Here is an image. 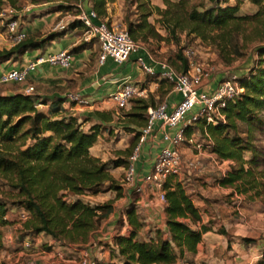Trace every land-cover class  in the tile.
Listing matches in <instances>:
<instances>
[{
	"label": "trees",
	"instance_id": "obj_1",
	"mask_svg": "<svg viewBox=\"0 0 264 264\" xmlns=\"http://www.w3.org/2000/svg\"><path fill=\"white\" fill-rule=\"evenodd\" d=\"M5 1L15 6L16 0H0V10ZM91 1L98 16L106 15V0ZM124 1L126 5H135V11L130 10L123 20L130 36L138 42L150 37L179 41V32L185 31L214 44L225 63H231L241 55L248 44L256 43L259 58L249 70L238 75L244 89L222 107L225 120L205 123L199 119L193 126L203 135L206 131L211 138L210 151L229 161V167L218 179L221 185L234 186L241 193L251 189L257 195L264 192V178L261 179L264 168L257 172L254 169L258 148L252 140L256 130L264 124V0H250L257 5L252 13L238 12L240 0L234 3L229 0H163V7L150 0ZM153 13L160 16L166 35L149 20ZM78 24L82 22L75 18L62 30L49 33L42 39L27 36L17 44L0 47V63L18 60L28 49L41 48ZM82 47L78 45L72 50ZM182 48L177 53L180 65L176 68L184 72L188 63ZM145 97L137 98L129 112L128 121L139 126L145 124L147 108L153 105ZM62 101V97H55L43 109L36 104L47 101L39 99L37 93L0 92V176L16 190L12 203L30 213L23 227L33 233L48 234L59 245L79 246L91 241L93 232L113 210L111 199L91 202L82 196L97 192L100 186L108 184L107 189H118V197L121 188L113 184L109 160L90 151L98 134L109 127L94 122L84 129L76 115L61 112ZM93 114L105 121L112 119L111 115L105 116L99 110H94ZM192 128L188 125L185 132ZM132 130L133 140L118 149V153L124 156L114 159L113 165L127 163L140 133L135 128ZM245 150L252 152L251 158H245ZM171 178L164 182L165 234L157 230L154 238H141L139 230L144 222L136 208L130 204L124 211L130 228L127 233H115L114 246L110 248L111 254L120 256L121 264H173L195 252L207 226L195 228L185 220H200V209L182 182ZM8 210V202L0 199V249L4 246L5 234L1 227L9 222L5 217ZM244 239L252 240L249 237ZM106 264L117 263L108 261ZM252 264H264V248Z\"/></svg>",
	"mask_w": 264,
	"mask_h": 264
},
{
	"label": "crops",
	"instance_id": "obj_2",
	"mask_svg": "<svg viewBox=\"0 0 264 264\" xmlns=\"http://www.w3.org/2000/svg\"><path fill=\"white\" fill-rule=\"evenodd\" d=\"M20 1L22 0H16L15 5H19ZM77 1H81L83 7L87 11L93 9L91 0ZM25 2L22 3L21 7H14L20 10L21 25L27 30V36L42 39L49 33L62 30L55 27L58 22H64L66 25L69 23L68 16H70V13H68V9L64 7L65 4L68 3L66 0H41L36 3ZM115 2H117V5H120L124 3V0H106V15L96 16L93 19L98 21L102 17H110L112 15L110 5L113 6ZM74 3L77 5V2ZM229 3L234 2L229 0ZM157 4L159 6L161 5L159 2H157ZM4 5L7 6L9 3L5 1ZM2 28V21L0 19V31ZM84 28L83 24L70 27L46 42L41 48H37V51H35L33 55L23 53L19 61L5 60L1 62L0 70L12 65H21L24 60L32 58L38 54L54 52L62 48L72 50L75 46L83 45L84 47L81 49L72 50L73 59L69 67L63 68L43 62L34 70L30 71L26 83L34 84L39 99H45L47 101L46 103L41 104V108L46 109L49 101L53 100L55 97H62L63 101L60 103L62 108L61 112L64 114L76 115L78 120L81 121V126L84 129L88 128L91 123L102 122L106 126L111 124L117 125L118 131L124 125L121 124L119 126L118 124V122H120L119 118L122 117V115L112 101L107 98L119 83L126 78H131L136 82L144 81V74L146 72L139 64V58L141 57L146 64L152 65L156 71V76L150 74L152 79L142 85L145 89V95H147L148 92L155 95L154 91L156 89V94L158 92H163V95L158 102H165L167 109H172L173 105L180 99L181 95L175 90L173 83L161 74L162 68L159 61L152 56L143 44L140 43L139 47L132 51L129 58L123 62L119 63L111 56H107L101 62L98 60L99 44L97 41L89 44L91 40L84 39ZM3 46L8 47L9 45L3 38V34L0 32V47ZM93 51L96 52L93 53ZM224 73L225 72L221 70L212 73L205 89L211 90L214 88ZM155 77L162 79L161 82L164 85H159L158 81L154 79ZM10 84H14L15 88L1 86L0 92L11 93L14 91H21V83ZM67 91H79L89 100V104L81 105L69 102L65 98ZM94 110L101 111L105 116L111 115L112 119L109 121L102 120L101 116L93 114ZM189 114L190 112H188L182 122L175 126L164 125L160 120L155 122L153 129L147 134L143 141L136 159L135 165L139 175L146 174L151 170L155 155L162 146L168 144V141L164 139V134L167 133L172 135L179 127L185 124V120ZM130 125L137 130H140L142 127L132 122H130ZM193 125L194 124H191L192 127H194ZM109 131L110 129H107V131L102 130L98 134L97 139L90 147L91 153L100 156L101 150H98L99 147L102 148L105 144L113 141L114 138L107 133ZM131 133L133 134L134 131H131ZM195 134L196 132L192 128L190 132L186 133V137ZM127 135L128 133L126 132L125 136L127 137ZM121 139H123V137H121ZM184 141L185 142L180 144V148L185 158H189L194 155L192 154L194 149L189 142H186V140ZM115 143H120V140L115 141ZM201 154L208 155L207 157L213 159V153L210 151H203ZM184 170L188 169L184 167L182 172L171 180H179L184 183L182 180L185 175ZM128 186V194L124 193L126 199L136 204V206H142L145 209L144 214L139 215L140 220L144 222L139 230V236L144 239L154 238L157 230H161L165 234L166 223L164 202L159 199L158 193L154 190V187L146 186L142 191H136L133 186ZM184 186L186 188V185ZM220 188L226 191L224 186L220 185ZM186 190L191 194L193 202L200 207L201 218L195 222H192L189 218H185V220L190 222L195 228H201V225H205L207 226V229L202 232L201 239L197 242L195 252L188 253L187 259L179 258L173 264H252L259 258L261 250L264 248V240L248 241L244 239L245 237H253L246 228L249 226L246 218L230 217V213L226 214V210H230L231 206L218 196H215L213 199H208L209 203L206 204L202 197H198L195 192L188 191L187 188ZM131 192L135 194V198L129 196ZM215 202L223 207V212L217 213V217H213V214L211 213L207 214L203 211V207H201V205L207 207L211 204L215 208ZM201 208L203 209L202 211ZM10 211L11 210L9 209L5 216L9 222L1 227L5 233L9 231L10 227H22L20 222L17 220L13 221L14 217L10 214ZM119 215L120 206L115 207L113 212L109 213L108 217L105 218L99 228L95 230L98 232H93V235L96 233L99 236V239H107L111 242V246H114L113 235L117 232L127 233L130 228V224L127 222L125 215L122 214L124 218H118ZM40 239L41 243L47 242L48 245H51L50 249L41 250L40 264H80L79 259L83 249L79 246L59 245L50 235L40 232L33 234L32 247L37 245ZM13 242L14 240L9 243L14 246L12 244ZM14 247L17 248H14L12 252L5 256V260L9 264H16L17 262L23 261L25 259V254H27V250L22 249L21 244ZM61 247L64 249L66 248V250H61ZM100 247L102 249V246ZM100 253L106 257L107 262L114 261L117 264L122 263L120 256L110 253L107 254L105 249L101 250ZM55 255H57V257ZM60 261H62V263Z\"/></svg>",
	"mask_w": 264,
	"mask_h": 264
},
{
	"label": "built area",
	"instance_id": "obj_3",
	"mask_svg": "<svg viewBox=\"0 0 264 264\" xmlns=\"http://www.w3.org/2000/svg\"><path fill=\"white\" fill-rule=\"evenodd\" d=\"M77 6L79 10L75 17L85 27L83 31L84 39L91 40L94 37L99 44V61L102 62L107 56H111L115 61L123 62L129 58L132 51L139 47L140 43L130 36L126 25L122 22L107 16L95 21L93 18L98 15L94 9L87 11L81 1H77ZM0 19L4 25L0 32L9 46L17 44L27 37V30L21 25L20 10L18 8L11 5L1 8ZM65 26L64 22H58L55 27L63 29ZM182 53L188 63L187 70L184 72L177 71L169 64L159 61L162 68L161 74L173 83L175 90L181 95L180 99L173 105L171 110L167 109L165 102L148 106L146 122L139 130V137L128 156L124 168V181L127 185L133 186L136 191H142L146 186H152L162 202H165L164 182L166 179L169 177L173 179L182 172L184 167L188 170H201L203 163L199 160L197 154H201L206 150L210 151L208 147L211 145L212 140L206 131L203 139H197L194 135L186 137L185 128L199 119H203L205 123L225 120L222 107L229 99L238 96L244 89L239 83L237 74L226 75V73L214 88L211 90L205 89L212 73L209 74L208 70L205 69L191 46H184ZM72 59L73 53L67 48L38 54L24 60L21 65H12L0 70V84L21 83L20 88L23 93L35 94V85L26 83L30 71L43 62L67 68L71 65ZM139 64L146 73H156L154 67L146 64L141 57L139 58ZM136 95L145 96V89L133 79L126 78L108 95L107 99L111 100L117 109H120L125 108L131 98ZM65 98L69 102L81 105L89 104V100L79 91H67ZM36 105L41 106V103L37 102ZM188 112L190 114L186 118L185 124L172 135L164 134V139L168 141V144L162 146L155 155L151 170L146 174L139 175L135 165L136 159L143 141L153 129L155 122L160 120L164 125L175 126L184 120ZM184 140L191 144L195 152L189 158H185L180 148V144L185 142ZM210 152L213 153V158L218 157L213 151ZM29 215L27 209L19 207L16 214L17 221L24 222ZM13 240L14 235L11 231L4 234V242ZM21 245L24 249H29L32 247V240L24 239ZM79 260L80 264H96V261L90 258L87 249L82 250ZM16 264H40V260L35 256H30Z\"/></svg>",
	"mask_w": 264,
	"mask_h": 264
},
{
	"label": "rangeland",
	"instance_id": "obj_4",
	"mask_svg": "<svg viewBox=\"0 0 264 264\" xmlns=\"http://www.w3.org/2000/svg\"><path fill=\"white\" fill-rule=\"evenodd\" d=\"M26 1V2H25ZM41 0H22L20 1L19 5H15L16 7H21L22 3H36L40 2ZM68 3L65 4L64 7L68 9V13H70V16H68V21L71 22L74 20L75 14L78 12V6L74 3L77 2V0H66ZM152 3L161 4L160 6H165L163 0H150ZM235 2V0H232ZM64 4V3H63ZM239 13H252L255 9H257V5L251 2L250 0H240L239 2ZM112 15L110 16L111 19H116L123 24H125L123 18L130 10L135 11V5L130 4L126 5L125 1L123 4L117 5V2L113 4V6L110 5ZM160 16L156 13H153L149 16V20L155 25L156 29L163 35H166V30L164 29L163 25L161 24L159 20ZM4 25L2 24V27ZM96 41V39L93 37L91 41L92 43ZM143 44L148 51L152 54V56L157 59L160 62H165L169 64L173 69L179 71L176 68V65H180V60L177 57L178 51L183 46H191L195 53L196 57L203 63V66L206 70H208L209 74L214 73L216 71H224L226 75L230 74H237L241 75L242 73H245L251 66L255 63V61L259 58V55L256 52L255 45L256 43L248 44L247 47H245L242 50V54L239 56H236V58L231 63H225L219 56L217 48L214 46V44L210 43L208 40H202L200 37L195 36L194 34L190 33L187 34L185 31L179 32V41H175L173 39H159L155 37H150L146 41L139 42ZM97 46V44H96ZM37 48L28 49L24 53L28 55H33ZM96 51H93L95 53ZM264 58V55L262 56ZM19 61V59H18ZM152 79L150 74H144V81H135L139 86L144 85L147 81ZM158 81V84H163L161 81L162 79L154 78ZM158 85V86H159ZM164 85V84H163ZM1 86H8L11 88H15L14 84H0ZM157 86V88H158ZM17 87V86H16ZM157 89L154 91L155 95L151 92H148L145 96L136 95L131 98L128 105L125 108H120L118 111L121 113L122 117L119 118L118 124L119 126L121 124H124L123 127H121L120 130L117 131V125H108V129H110L108 134H110L114 139L112 142L105 144L104 147H99L98 150H101L100 157L103 160H109L110 164V173L113 177V184L119 186L121 195L116 197V194L118 192V189L109 188L106 187L108 184H103L100 186V190L94 193L88 192L86 195L82 196L83 199L89 200L91 202H103L107 199H111L113 201V209L115 207L120 206V215L118 218H124L122 214L127 209V207L130 204H133L136 208L139 215H143L145 212L144 207L142 206H136V204L132 203L131 201H128L124 195L128 194L127 190L129 189V186L124 181V168L126 164H120V165H113V160L116 158H122V156L118 153V149L124 148L129 145V143L134 138V133L132 134L131 131L134 127L130 125V122L128 121L129 112L132 110V106L135 104L137 98L145 97L155 105L162 97L163 92H158L156 94ZM166 91V90H162ZM41 108V106H38ZM116 128V130H115ZM196 134L194 135L197 139H203V134L200 129L194 128ZM115 130V131H114ZM107 131V130H105ZM128 133L127 137L125 136V133ZM108 136V135H106ZM123 137V139H121ZM120 140V143H115V141ZM253 143L258 148V161L256 167H254L255 171L264 168V124L260 129H257L254 135V138L252 139ZM208 152V150H206ZM192 154H195L194 151H192ZM245 158H251L252 152L251 151H244ZM208 155L203 154H197V157L199 160L203 163V168L201 170H184L185 175L183 176L182 180L184 183L183 185H186V188L188 191H193L197 194L198 197H202L203 201L205 203H209L208 199H213L215 196H218L223 199V201L229 203L231 206L230 210H226V214L230 213V217H241L246 218L247 223L249 226H247V230L251 235H253L252 240H264V192L257 195L254 193V190H248L247 192H238L234 186L231 185H221L218 182V179L221 175H223L226 171V169L229 167V161L228 160H222L219 157H214L213 159L211 157H207ZM250 165V164H248ZM262 177L261 179H263ZM221 186H224L226 188V191L220 188ZM16 190L12 188L6 181L0 176V199H4L9 204L10 214L14 217L13 221H16V214L18 212V207L15 206L12 201L14 200V193ZM131 198H135V194L132 192L129 194ZM123 204V205H122ZM13 205V206H12ZM215 208L213 205L209 204L207 207L202 206L201 211H205L207 214L211 213L213 214V217H217V213L223 212V207L221 205L214 203ZM209 207V208H208ZM212 207V208H211ZM222 208V209H221ZM200 209V207H199ZM12 212V213H11ZM113 212V210L111 211ZM109 215V214H108ZM108 217V216H107ZM105 217V218H107ZM212 217V218H213ZM16 218V219H15ZM211 218V217H208ZM105 220V219H104ZM103 220V221H104ZM11 221V222H13ZM102 221V222H103ZM22 227L16 226V227H10L9 231L13 232L14 235V242L12 243L14 246H17L18 244H21L24 239L32 240L33 232L29 231L25 227H23V222H20ZM218 228V226H217ZM8 229V228H7ZM98 232V231H94ZM251 240V241H252ZM111 242H109L107 239H99V236L95 233V235H92V241L89 242V244L85 245H79L81 249H87L90 255V258L96 261V264H106L107 259L106 257L100 253L101 250L105 249L107 251V254L110 253L111 248ZM9 242H5L3 248L0 249V264H9L5 260V256L12 252V250L17 247H14ZM22 246V245H21ZM102 246V249L101 247ZM24 249L23 247H21ZM51 245H48L47 242L41 243V239L37 245L34 247H31L27 250V254H25V258L30 256H35L41 260V250H47L50 249ZM61 250H66L63 247H61ZM57 257V255H55ZM4 257V259H3ZM60 259V258H59ZM62 263V261H60Z\"/></svg>",
	"mask_w": 264,
	"mask_h": 264
}]
</instances>
